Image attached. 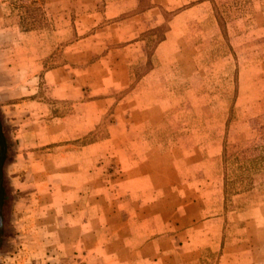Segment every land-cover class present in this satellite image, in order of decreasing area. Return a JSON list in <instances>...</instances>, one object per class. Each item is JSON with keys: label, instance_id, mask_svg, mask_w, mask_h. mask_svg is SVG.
I'll return each instance as SVG.
<instances>
[{"label": "rangeland", "instance_id": "1", "mask_svg": "<svg viewBox=\"0 0 264 264\" xmlns=\"http://www.w3.org/2000/svg\"><path fill=\"white\" fill-rule=\"evenodd\" d=\"M0 264H264V0H0Z\"/></svg>", "mask_w": 264, "mask_h": 264}]
</instances>
